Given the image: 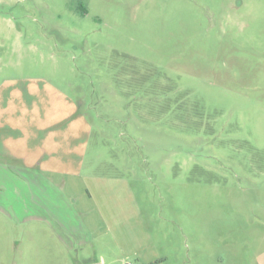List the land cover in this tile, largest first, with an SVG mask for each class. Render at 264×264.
<instances>
[{"label": "rangeland", "instance_id": "374dc122", "mask_svg": "<svg viewBox=\"0 0 264 264\" xmlns=\"http://www.w3.org/2000/svg\"><path fill=\"white\" fill-rule=\"evenodd\" d=\"M93 263L264 264V0H0V264Z\"/></svg>", "mask_w": 264, "mask_h": 264}, {"label": "crops", "instance_id": "0c3cea01", "mask_svg": "<svg viewBox=\"0 0 264 264\" xmlns=\"http://www.w3.org/2000/svg\"><path fill=\"white\" fill-rule=\"evenodd\" d=\"M45 153V152H44ZM36 154V158L38 159L39 157H41V152H37V153H35ZM47 154V153H46ZM53 169L51 168V167H44V171H46V172H49V171H52Z\"/></svg>", "mask_w": 264, "mask_h": 264}, {"label": "water", "instance_id": "95a60500", "mask_svg": "<svg viewBox=\"0 0 264 264\" xmlns=\"http://www.w3.org/2000/svg\"><path fill=\"white\" fill-rule=\"evenodd\" d=\"M93 264H98V263H93Z\"/></svg>", "mask_w": 264, "mask_h": 264}]
</instances>
